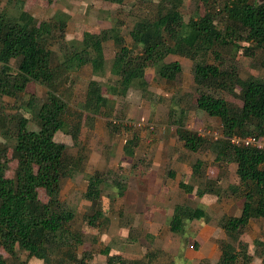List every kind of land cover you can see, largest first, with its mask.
Segmentation results:
<instances>
[{"label":"trees","instance_id":"1","mask_svg":"<svg viewBox=\"0 0 264 264\" xmlns=\"http://www.w3.org/2000/svg\"><path fill=\"white\" fill-rule=\"evenodd\" d=\"M105 1L120 8L128 0ZM131 1L129 14H134L135 21L129 30L130 44H126L118 22L84 33L79 45L66 39L64 19L53 16L38 21L23 8L15 15L0 12V101L20 95L31 82L46 88L45 99L37 103L31 117L37 129L29 127L30 118L22 113L10 117L0 113V129L7 132V140H13L12 145L0 144V264H20L8 261L1 249L16 260L21 250L25 261L35 257L44 264H88L92 256L89 251H79L83 233L74 226L75 212L60 199L63 181L82 171V151L70 155L66 144L54 140L55 133L62 130L78 145L84 113L111 118L114 102L104 94L99 80L87 81L79 110H71L62 96L66 84L72 83L73 75L85 66L96 76L109 72L116 84L106 85L108 93L124 96L132 87L147 91L145 74L149 67L157 77L174 81L182 65L168 57L188 58L194 90L198 91L195 106L218 120L222 137H206L188 129L183 120L187 114L184 106L178 107L179 114L173 119L177 137L189 151L209 148L217 162L235 164L239 184L228 188L243 201L238 215L220 218L219 225L226 235L237 237L250 219L264 218V151L232 141L234 137H264V79L241 76L221 53L231 50L234 56L242 50L254 60L255 53H259L258 61L264 67V0H192L195 10L202 6L203 13L187 21L180 12L184 0ZM106 41H112L115 48L109 67L104 55ZM52 42L60 53L52 49ZM211 56L213 61H209ZM222 92L234 95L241 104L226 100ZM33 102L26 103L32 107ZM107 124L112 129L124 125L111 119ZM137 141L135 134L125 140V155H134ZM13 160L16 166L8 177L6 172ZM203 165L198 158L191 166L192 175L200 181L195 190L198 195L214 193L217 183L202 181ZM103 184L101 171L95 170L87 178L83 196L90 205L82 218L90 226L97 227L105 217L101 206ZM116 186L122 196V186L119 182ZM179 187L187 193L194 190V185L186 182H180ZM39 189L44 190L46 201L39 199ZM196 218L210 220L204 208L176 203L169 217V231L182 235L185 223ZM256 244L264 261V240H256ZM220 250L216 264L237 262L238 251L230 243H222ZM99 252L106 256L107 264L130 263L118 254H110L108 246Z\"/></svg>","mask_w":264,"mask_h":264},{"label":"rangeland","instance_id":"2","mask_svg":"<svg viewBox=\"0 0 264 264\" xmlns=\"http://www.w3.org/2000/svg\"><path fill=\"white\" fill-rule=\"evenodd\" d=\"M132 5L131 0L120 8L105 0H0V12L15 15L23 8L38 21L53 16L64 19L67 22L66 39L79 45L84 33L97 32L118 22L126 44H130L129 30L135 21L134 14H129ZM194 7L192 0H184L180 9L184 21L203 13L202 6L196 10ZM50 46L59 52L56 43L52 42ZM230 51L220 52L228 64L235 65L241 76L250 74L264 79V67L258 61L261 54L255 53L257 60H254V56L246 55L242 50L234 56ZM114 52L113 42H104L108 67ZM167 60H178L182 72L170 82L157 77L153 68H147L146 92L132 87L124 96L112 95L106 85L116 84L115 77H111L109 72L106 76H96L89 66L77 71L72 83H67L62 92L71 110H79L87 81L96 79L104 85V94L114 102L111 118L84 113L78 145L62 130L54 135L55 141L67 145L70 155L77 156L82 151L84 158L82 171L64 180L60 192V199L75 212L74 226L83 233L84 242L79 251L91 253L88 264H107L106 256L99 252L105 246L109 247L110 254L120 255L129 260V264H216L220 246L227 242L238 251L235 264H264L261 248L256 244V240H264V218L250 219L237 237L226 235L219 225L221 217L238 215L242 207V197L228 188L231 184H239L234 172L235 164L217 162L215 153L209 148L189 151L177 137L173 119L179 114L178 107L183 106L187 110L183 120L188 129L206 137L217 133L218 138L222 137V130L216 118L205 115L195 106L198 91L195 92L193 86L192 62L177 55ZM209 61H213V56ZM221 94L226 100L241 104L234 95ZM45 97L46 88L31 82L20 95L3 97L0 113L7 117L15 112L22 113L30 118L29 127L37 129L31 117L37 103ZM28 101H34L32 107L26 103ZM108 119L126 126L112 129V125L107 124ZM6 134L0 129V144L12 145L13 140H7ZM133 134L137 135L138 141L134 155L129 157L122 149L125 140ZM198 158L204 164L202 181L211 179L217 182L214 193H195L200 181L192 175L191 166ZM9 166L8 177L13 175L16 161L9 162ZM95 170L103 172L105 178L101 197L105 217L97 227L88 225L82 218L90 205L83 196L87 178ZM118 182L123 189L122 196L118 194ZM180 182L194 185L193 192L181 189ZM38 197L42 201L47 200L43 189L38 190ZM176 203L202 207L210 220L196 218L185 223L182 235L172 234L168 228L169 213ZM205 239L214 243V251L208 248ZM17 252L18 261L1 249L2 255L10 262L44 264L35 257L25 261L21 250ZM248 256L251 258L247 259Z\"/></svg>","mask_w":264,"mask_h":264},{"label":"built area","instance_id":"3","mask_svg":"<svg viewBox=\"0 0 264 264\" xmlns=\"http://www.w3.org/2000/svg\"><path fill=\"white\" fill-rule=\"evenodd\" d=\"M201 134V133H199ZM213 138H218L217 133H213ZM232 141L234 142H238L241 141L242 143L245 144H252L253 146L260 148L264 151V137H255V136H247L244 137L242 139H238V138H232Z\"/></svg>","mask_w":264,"mask_h":264},{"label":"crops","instance_id":"4","mask_svg":"<svg viewBox=\"0 0 264 264\" xmlns=\"http://www.w3.org/2000/svg\"><path fill=\"white\" fill-rule=\"evenodd\" d=\"M172 214V211L169 213V215H171ZM205 242H207L208 244H209V249H211L212 251H214V243L210 240V239H205ZM212 242V243H211ZM206 243V244H207ZM213 244V245H212ZM195 248H196V246H195ZM206 248V247H205ZM221 253V252H220ZM249 254V253H248ZM251 258V256H248L247 257V259H250Z\"/></svg>","mask_w":264,"mask_h":264}]
</instances>
